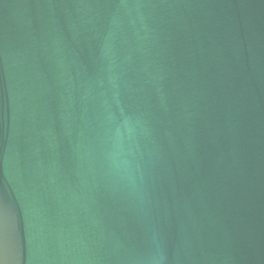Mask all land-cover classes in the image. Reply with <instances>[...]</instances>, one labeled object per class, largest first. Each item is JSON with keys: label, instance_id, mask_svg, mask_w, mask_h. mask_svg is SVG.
I'll return each instance as SVG.
<instances>
[{"label": "water", "instance_id": "1", "mask_svg": "<svg viewBox=\"0 0 264 264\" xmlns=\"http://www.w3.org/2000/svg\"><path fill=\"white\" fill-rule=\"evenodd\" d=\"M0 264H264V0H0Z\"/></svg>", "mask_w": 264, "mask_h": 264}]
</instances>
